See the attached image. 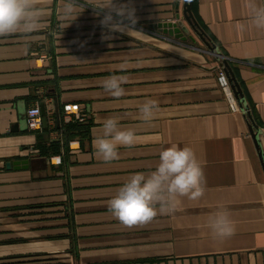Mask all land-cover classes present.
Masks as SVG:
<instances>
[{
    "label": "crops",
    "instance_id": "1",
    "mask_svg": "<svg viewBox=\"0 0 264 264\" xmlns=\"http://www.w3.org/2000/svg\"><path fill=\"white\" fill-rule=\"evenodd\" d=\"M119 2L136 10L130 36L102 40V15L87 6L60 37L54 4L45 29L27 40L0 38V264H264V32L239 30L248 23L245 0H191L196 21L243 91L244 108L238 101L233 110L218 79L221 66L210 58L219 57L188 26L185 0L180 19L189 39L198 37L207 50L149 28L176 21L177 0ZM110 75L128 78L119 100L101 87ZM147 99L160 107L150 122L138 111ZM36 103L52 114L41 132L24 121ZM66 105L85 121H64ZM109 116L133 128L137 144L104 163L92 140ZM70 123L83 129L68 135ZM173 143L194 150L207 178L205 195L182 198L176 213L145 225L123 226L108 200L132 174L153 171L159 152ZM22 159L28 168L7 167ZM221 208L236 224L223 241L206 227Z\"/></svg>",
    "mask_w": 264,
    "mask_h": 264
},
{
    "label": "clouds",
    "instance_id": "2",
    "mask_svg": "<svg viewBox=\"0 0 264 264\" xmlns=\"http://www.w3.org/2000/svg\"><path fill=\"white\" fill-rule=\"evenodd\" d=\"M56 17L63 31L69 27L87 6L102 15L100 24L107 31L101 39H111L112 33L135 32L137 23L135 8L131 3L119 0H0V38L20 35L26 40L33 33L48 27L53 5ZM248 23L238 26L245 31L251 26L264 32V0H245ZM124 69V65H120ZM125 75H110L101 82V87L115 100L126 95L123 87L127 83ZM140 119L150 122L160 112L156 100L147 99L138 106ZM137 144V133L131 127L121 126L119 116H109L102 120L98 134L92 140L96 157L104 163L120 158L119 148H132ZM207 189L204 167L190 146L171 144L159 152V162L147 174L136 172L118 188L108 200L107 207L114 218L123 226L131 228L145 225L158 215H171L179 210L182 198L200 200ZM214 240L223 241L233 237L236 224L227 209L221 208L209 215L206 223Z\"/></svg>",
    "mask_w": 264,
    "mask_h": 264
},
{
    "label": "water",
    "instance_id": "3",
    "mask_svg": "<svg viewBox=\"0 0 264 264\" xmlns=\"http://www.w3.org/2000/svg\"><path fill=\"white\" fill-rule=\"evenodd\" d=\"M179 4L180 0H177L176 3V21L173 20H167V21H161V22H155L149 24V28L152 30H156L159 33H162L164 35H167L168 37H172L174 39H177L181 42H185L189 39L190 36V30L189 27L203 40V42L206 44V46L210 49L211 52L218 55L219 59L222 58L220 62V66L224 69L226 76L231 84L232 90L237 97L241 108H244V94L241 89V86L236 78V75L234 74L230 64L229 60L226 57L221 56L216 52V46L211 43V41L208 38V35L204 32V30L201 28V26L196 21L192 9H191V0H185L184 6H183V16L185 17V20L188 24V26L185 24L184 20L180 19L179 14ZM192 38V37H191ZM42 114L44 115V125L47 124V118H46V112H45V106L42 104ZM24 121L25 125L27 126L26 121V114H24ZM255 127H257L255 125ZM255 135H258L256 132ZM8 168H14V169H22V168H28L29 167V160L28 159H22V160H14L12 162H7Z\"/></svg>",
    "mask_w": 264,
    "mask_h": 264
},
{
    "label": "built area",
    "instance_id": "4",
    "mask_svg": "<svg viewBox=\"0 0 264 264\" xmlns=\"http://www.w3.org/2000/svg\"><path fill=\"white\" fill-rule=\"evenodd\" d=\"M220 85L227 97V100L230 104L231 109L237 110L239 109V104H238V99L235 96L231 84L226 76V73L224 69L221 67L219 71V76H218ZM73 106L72 105H66L65 106V112H64V121L66 122H71V121H76V122H84L85 118L82 115H76L75 117L73 116ZM50 117L52 114H49ZM48 113L46 114V118L49 117ZM26 121H27V126L28 129L33 131V132H41L44 128V115L42 114V109L39 103L33 104L27 108L26 111ZM53 160V159H52Z\"/></svg>",
    "mask_w": 264,
    "mask_h": 264
},
{
    "label": "trees",
    "instance_id": "5",
    "mask_svg": "<svg viewBox=\"0 0 264 264\" xmlns=\"http://www.w3.org/2000/svg\"><path fill=\"white\" fill-rule=\"evenodd\" d=\"M83 129V125L80 123H70L68 125L65 126V133H67L68 135H75L77 133H80V131ZM56 148H54V151H56L57 145H54ZM42 148V147H41ZM49 151L47 150V148L43 149L42 155H48ZM68 255H72L73 257L75 256L72 250H68L66 252ZM76 257V256H75ZM65 258V257H64ZM67 258V257H66ZM65 258V259H66ZM67 264H74V263H70L68 262Z\"/></svg>",
    "mask_w": 264,
    "mask_h": 264
},
{
    "label": "rangeland",
    "instance_id": "6",
    "mask_svg": "<svg viewBox=\"0 0 264 264\" xmlns=\"http://www.w3.org/2000/svg\"><path fill=\"white\" fill-rule=\"evenodd\" d=\"M141 25V24H140ZM139 25V26H140ZM142 27H147V24H142ZM195 41H193V40H191V39H188L187 41H185L186 43H188L189 45H191V46H195V47H198V48H203V49H206V46L203 44V42L201 41V40H199V38L198 37H196V39H194ZM133 41H136V42H138V43H140L139 42V40H135V39H133ZM207 50V49H206ZM204 57H206L207 56V54H202ZM210 58L213 60V62L214 61H216V63H218V64H220V62H221V60H222V58H220V59H216L215 57H213V56H210ZM50 157V156H49Z\"/></svg>",
    "mask_w": 264,
    "mask_h": 264
}]
</instances>
